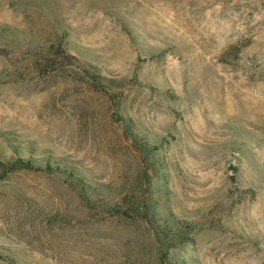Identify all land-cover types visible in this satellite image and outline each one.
Here are the masks:
<instances>
[{"label": "rangeland", "instance_id": "1", "mask_svg": "<svg viewBox=\"0 0 264 264\" xmlns=\"http://www.w3.org/2000/svg\"><path fill=\"white\" fill-rule=\"evenodd\" d=\"M0 264H264V0H0Z\"/></svg>", "mask_w": 264, "mask_h": 264}, {"label": "trees", "instance_id": "2", "mask_svg": "<svg viewBox=\"0 0 264 264\" xmlns=\"http://www.w3.org/2000/svg\"><path fill=\"white\" fill-rule=\"evenodd\" d=\"M92 76L95 82H98L101 79V77H99L95 71L93 72ZM125 131L129 134L133 145L136 146L141 152H144L150 147V144L147 141L141 140L140 135L136 134L128 123H125ZM17 167L29 168L33 166L29 159H23L19 157L11 169ZM76 180H79L82 184L85 183L83 182L82 176L77 175ZM148 221L157 238L162 244H165L166 247L168 246V243H170V246H172L173 244L175 245L184 242L186 239H188L190 232L195 229V226H193L191 222L177 220L170 215L166 217V220L164 221L165 223L163 225L160 224L158 217H155L154 215H151Z\"/></svg>", "mask_w": 264, "mask_h": 264}]
</instances>
